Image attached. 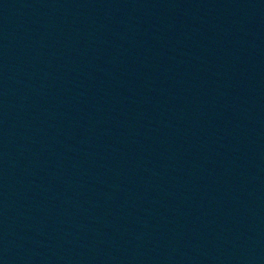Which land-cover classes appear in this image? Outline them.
Segmentation results:
<instances>
[{
    "label": "water",
    "instance_id": "1",
    "mask_svg": "<svg viewBox=\"0 0 264 264\" xmlns=\"http://www.w3.org/2000/svg\"><path fill=\"white\" fill-rule=\"evenodd\" d=\"M0 264H264V0H0Z\"/></svg>",
    "mask_w": 264,
    "mask_h": 264
}]
</instances>
